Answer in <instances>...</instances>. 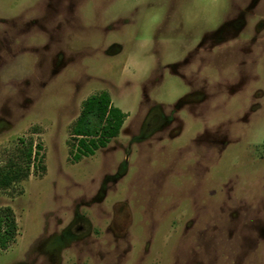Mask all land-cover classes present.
<instances>
[{"label":"rangeland","instance_id":"obj_1","mask_svg":"<svg viewBox=\"0 0 264 264\" xmlns=\"http://www.w3.org/2000/svg\"><path fill=\"white\" fill-rule=\"evenodd\" d=\"M30 143L0 264H264V0H0V168Z\"/></svg>","mask_w":264,"mask_h":264},{"label":"trees","instance_id":"obj_2","mask_svg":"<svg viewBox=\"0 0 264 264\" xmlns=\"http://www.w3.org/2000/svg\"><path fill=\"white\" fill-rule=\"evenodd\" d=\"M127 118V113L113 104L108 91L89 96L82 106L81 114L73 127V134L78 138L79 153L94 155L100 148H105L114 137L118 136ZM41 144L30 143L22 152L21 159L10 161L5 168H0V188H7L29 176L33 158L39 156ZM18 234L17 220L11 207H0V247L7 248L15 241Z\"/></svg>","mask_w":264,"mask_h":264},{"label":"flooded vegetation","instance_id":"obj_3","mask_svg":"<svg viewBox=\"0 0 264 264\" xmlns=\"http://www.w3.org/2000/svg\"><path fill=\"white\" fill-rule=\"evenodd\" d=\"M192 88V87H191ZM203 88L202 87H199V88H197V89H193L194 91H193V93H195L197 96H199V98L201 97V95H203V93H202V90ZM204 98V97H203ZM203 98H200V99H203ZM148 125H151V122L150 121H148V123H147ZM198 143V142H197ZM86 231V230H85ZM85 233V232H84ZM83 233V234H84ZM82 236V235H81Z\"/></svg>","mask_w":264,"mask_h":264}]
</instances>
